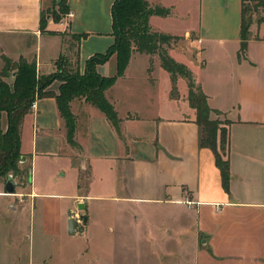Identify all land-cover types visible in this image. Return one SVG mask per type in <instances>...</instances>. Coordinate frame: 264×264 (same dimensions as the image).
I'll return each instance as SVG.
<instances>
[{
	"label": "crops",
	"instance_id": "1",
	"mask_svg": "<svg viewBox=\"0 0 264 264\" xmlns=\"http://www.w3.org/2000/svg\"><path fill=\"white\" fill-rule=\"evenodd\" d=\"M59 1L0 0V70L4 57L23 56L35 62L38 75L49 73L63 54L82 72L89 55L112 43L113 0H65L64 11ZM147 1L169 8L164 15L150 14L149 25L183 41L182 49L168 52L187 65L225 122L220 153L228 162L227 186L213 151L199 145L183 77L173 96L170 73L159 56L133 50L123 74L105 90L120 119L118 129L83 97L69 103L75 145L66 139L54 97L36 98L35 108L24 116L20 163L26 164L19 167L27 172L21 181L14 178L13 193L5 188L7 176H0V264H112L103 245L115 244L121 232L97 234L102 245L100 252L93 251L90 214L98 206L104 211L114 206L146 221L151 216L146 208L155 205L164 214L154 231L164 242L162 264H264V20L252 18L239 54L243 0ZM68 10L73 12L68 28L56 30ZM80 33L72 44V34ZM116 61L113 53L97 64L98 72L113 74ZM12 79V73L4 76L9 84ZM60 83L54 80L45 91L58 94ZM6 127L7 115L1 112L0 129ZM66 168H88L92 180L80 187L75 170L72 183L67 182ZM79 203L87 221L79 220L74 234H68L67 213L83 214ZM146 234L151 252L150 225Z\"/></svg>",
	"mask_w": 264,
	"mask_h": 264
},
{
	"label": "trees",
	"instance_id": "2",
	"mask_svg": "<svg viewBox=\"0 0 264 264\" xmlns=\"http://www.w3.org/2000/svg\"><path fill=\"white\" fill-rule=\"evenodd\" d=\"M246 2H253L247 6ZM61 11L66 9L65 0L59 1ZM169 8L161 5H150L147 0H113L111 4V33L113 41L105 51L94 52L84 61V69L80 72L77 65L72 66L65 55H59L55 71L38 75L34 61L20 56L14 61L4 57V66L0 70V114L7 115V127L0 130V176L12 174L13 178L21 177L27 172L18 166L24 157L20 152V126L24 116L30 111L31 103L36 98L52 96L56 100L59 113L64 121L67 141L75 145V116L70 110L69 103L73 98L83 97L85 101L101 110L110 123L118 129L120 119L113 105L105 97L108 89L117 77L123 74L133 50L147 53L157 52L163 68L170 73L171 93L177 95V76L183 75L187 79V98L191 108L195 110V122L199 126V145L213 151L215 163L220 169L223 186L226 187L229 179L227 160L223 159L220 150L226 145L227 130L221 126L222 121L211 118L210 114L220 112L209 106L207 95L202 91L194 79L191 70L182 62L175 60L168 54L163 43L169 44L178 38L166 32L151 29L149 15L167 14ZM256 13L257 20H264V0H243L241 5L240 24V51L244 52L246 41L250 36L249 25L252 13ZM58 14H56V18ZM45 25L44 13L41 14L40 27ZM80 34H72L79 40ZM113 53L116 54V70L111 75L98 72L97 64L105 62ZM151 65L148 70L150 71ZM12 72V83L4 80V76ZM54 80L61 81L58 94L45 91Z\"/></svg>",
	"mask_w": 264,
	"mask_h": 264
},
{
	"label": "rangeland",
	"instance_id": "3",
	"mask_svg": "<svg viewBox=\"0 0 264 264\" xmlns=\"http://www.w3.org/2000/svg\"><path fill=\"white\" fill-rule=\"evenodd\" d=\"M252 3L253 2H246V5L251 6ZM257 15L258 14L254 12L252 13L253 18H256ZM182 43L183 41L178 37L175 40L174 39L171 40L169 44L163 43L162 45L163 47H165V49L168 52V48H172V47H176V48L179 47L180 49H182L180 47L181 45H183ZM188 52L192 53V49L188 50ZM154 53H156L159 56L157 52H154ZM168 54L171 55L169 52ZM70 62L72 66H74L73 61H70ZM179 76L183 77L187 85L186 77L179 74L177 76V79ZM8 81L10 82V84L12 83L11 80H8ZM187 91H188V86H187ZM210 117L218 118L219 120L222 121V123H225L219 115L211 113ZM25 164H21L20 162H18V166L20 167L25 166ZM66 169H67L66 170L67 175L64 180L67 182L71 181L72 183L73 172L75 170H77V174H78L77 175V185H80V187H84V184L87 181L90 183V181L92 180L91 174L88 168L87 169L84 168L82 170H79V168H66ZM16 178H17V181H21V177L16 176ZM26 180L27 182H30L29 172L27 174ZM101 209L103 208L98 206V208H96L94 212H92V215L90 214V217L92 219L89 222L88 227H87V230L92 234V240H91V243H89V246L91 247L93 251L94 250L95 252L99 251L98 249L102 245L97 240V234H99L100 232L102 233L105 232V234H108V233L111 234L112 231H120L121 236L119 237L117 242L115 244L105 243L103 245L104 246L103 251L101 250L102 253L105 255V259L108 262L112 264H162L164 261L167 260L166 258L167 255L164 253L163 238H161L160 233L154 232L155 230H157V225L164 222V214L162 213V209H160L157 205L148 207V209L146 208L147 212L151 215L150 220H146V221L138 217L133 218L130 215L128 216L124 214L120 207H118V210L114 208V206L113 208L108 207V209L105 211ZM81 213L85 214V211H81ZM149 225L151 226L153 234L155 233L153 235V242L151 244L152 245L151 252H149V244L147 243V240L146 241L144 240V235L147 236L146 230L149 228ZM134 230L138 231L137 234L140 235L139 237L130 236V232Z\"/></svg>",
	"mask_w": 264,
	"mask_h": 264
},
{
	"label": "water",
	"instance_id": "4",
	"mask_svg": "<svg viewBox=\"0 0 264 264\" xmlns=\"http://www.w3.org/2000/svg\"><path fill=\"white\" fill-rule=\"evenodd\" d=\"M12 74H14V72H12ZM22 161L24 160V157L21 159ZM15 180L12 176V174H8L7 175V181H6V184H5V188L7 190V192L9 193H13L14 192V189H15ZM84 203H79L77 205V208L79 210H84ZM68 220H67V232L68 234H74V231H75V228L77 227V223L79 220H81L83 223H85L87 221V216L86 214H81L79 215L78 218H75L73 215H74V212H72L71 210L68 211Z\"/></svg>",
	"mask_w": 264,
	"mask_h": 264
},
{
	"label": "built area",
	"instance_id": "5",
	"mask_svg": "<svg viewBox=\"0 0 264 264\" xmlns=\"http://www.w3.org/2000/svg\"><path fill=\"white\" fill-rule=\"evenodd\" d=\"M73 17V12L71 10L66 11L58 20L56 30L62 31L66 30L69 26L70 20ZM36 100V99H35ZM35 100L31 103V108H35L36 102Z\"/></svg>",
	"mask_w": 264,
	"mask_h": 264
}]
</instances>
